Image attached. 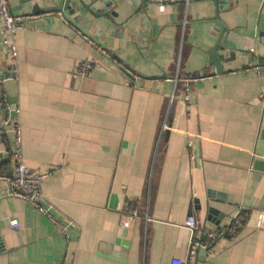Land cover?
I'll return each mask as SVG.
<instances>
[{
    "label": "crops",
    "instance_id": "obj_1",
    "mask_svg": "<svg viewBox=\"0 0 264 264\" xmlns=\"http://www.w3.org/2000/svg\"><path fill=\"white\" fill-rule=\"evenodd\" d=\"M62 2L9 0L14 17L41 13L16 31V61L0 17V105L27 166L51 172L43 206L66 227L8 195L13 136L0 129V264L185 261L190 216L207 240L240 212V234L195 264H264V0H221L219 18L211 0H72L76 24L44 14ZM221 40L237 54L218 74ZM196 75L186 104L170 78Z\"/></svg>",
    "mask_w": 264,
    "mask_h": 264
},
{
    "label": "built area",
    "instance_id": "obj_2",
    "mask_svg": "<svg viewBox=\"0 0 264 264\" xmlns=\"http://www.w3.org/2000/svg\"><path fill=\"white\" fill-rule=\"evenodd\" d=\"M155 3H175V2H188L189 0H151ZM50 14V13H48ZM62 15V13H59ZM38 15H32L37 17ZM0 17L2 18L1 27L4 33L2 43L9 49L11 58L16 61L18 56L17 46L15 42V33L19 29L23 28L24 21L32 17H14L10 13L9 0H0ZM63 17V16H62ZM105 53V51H103ZM108 58L110 55L106 54ZM93 61L87 60L79 67V75L82 77L89 76L93 70ZM258 74L264 72V63L258 64L255 68ZM203 75L196 76H185L179 78L178 76L174 79L175 82L180 81L183 84V96L182 100L184 103L191 102V95L193 85L202 79ZM2 133H11L13 136L12 147L5 150L6 155L11 159L13 165V175L10 178H3L9 185L8 195L22 199L30 203L33 207L38 209L44 215H49L48 211L43 206V192L42 183L47 179L51 172L34 173L27 166L22 151V131L21 126L13 117L8 116L3 122L1 127ZM130 214L133 217L139 216V210L137 208L130 209ZM259 222L257 227H264V213H259ZM49 217H51L49 215ZM248 214L240 212L237 216L229 220L223 225L218 226L212 232L209 233L208 239L204 240L200 234L197 233L198 221L194 216H190L186 221V227L191 233V241L189 246L188 257L185 261L180 259H174L171 264H195L201 251H206L208 255L214 253L215 245L224 239H235L245 226ZM53 222L61 230H65V225L62 222L52 218ZM13 226L18 227L16 221L12 222ZM123 227L128 228L130 225L129 221L122 223Z\"/></svg>",
    "mask_w": 264,
    "mask_h": 264
},
{
    "label": "water",
    "instance_id": "obj_3",
    "mask_svg": "<svg viewBox=\"0 0 264 264\" xmlns=\"http://www.w3.org/2000/svg\"><path fill=\"white\" fill-rule=\"evenodd\" d=\"M71 1L72 0H63V2L61 4H59L58 6L54 7V8H49L46 12H44V14H48V13H62V15L64 16V18L74 24H76L70 17V13H69V7H70V4H71ZM213 3H214V6H215V12H216V16L217 18L220 17V12L224 9H229V6H220V2L221 0H211ZM227 1H230V0H227ZM105 5H109V2H105ZM36 14H33V15H41V13H38L37 10H35ZM109 16V15H108ZM109 19L111 21H113V18L111 17V15L109 16ZM224 34H229V31H228V28L227 26L225 25V27L222 29ZM224 37V35H223ZM223 40V38H222ZM220 41L218 43V45L216 44L215 47H214V51H215V48H218L219 46H222L224 47L225 49H227L228 51L226 53H223L222 55L220 54V56L216 55L217 53H212L211 54V65L214 66L215 68V71L216 73L220 74V73H223V71L227 68H225L223 65H222V62L226 59V57H229L231 56V54L233 53H230V52H234L236 50V48H232L230 46H226L225 42L224 41ZM224 42V43H223ZM233 49V50H232ZM237 51V50H236ZM237 54V52H236ZM236 54H233L236 55ZM2 95H0V104L2 103ZM7 107L6 105H0V129L2 127V122L3 120L7 117ZM202 253L204 255H206V251H202Z\"/></svg>",
    "mask_w": 264,
    "mask_h": 264
}]
</instances>
